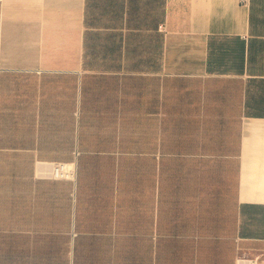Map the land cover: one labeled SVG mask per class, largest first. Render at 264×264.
<instances>
[{
    "label": "crops",
    "instance_id": "0c3cea01",
    "mask_svg": "<svg viewBox=\"0 0 264 264\" xmlns=\"http://www.w3.org/2000/svg\"><path fill=\"white\" fill-rule=\"evenodd\" d=\"M238 252L264 260V0H0V264Z\"/></svg>",
    "mask_w": 264,
    "mask_h": 264
},
{
    "label": "built area",
    "instance_id": "2783aa9c",
    "mask_svg": "<svg viewBox=\"0 0 264 264\" xmlns=\"http://www.w3.org/2000/svg\"><path fill=\"white\" fill-rule=\"evenodd\" d=\"M77 174L76 166L65 162H53L46 164L39 169L37 177L49 179H70L75 180ZM240 251V248H239ZM236 264H264L261 256H251L238 252Z\"/></svg>",
    "mask_w": 264,
    "mask_h": 264
}]
</instances>
